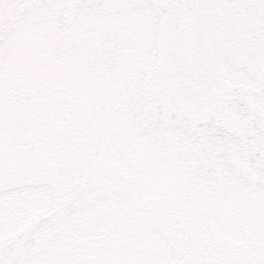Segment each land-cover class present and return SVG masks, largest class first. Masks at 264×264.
<instances>
[{"label":"snow or ice","instance_id":"1","mask_svg":"<svg viewBox=\"0 0 264 264\" xmlns=\"http://www.w3.org/2000/svg\"><path fill=\"white\" fill-rule=\"evenodd\" d=\"M0 264H264V0H0Z\"/></svg>","mask_w":264,"mask_h":264}]
</instances>
